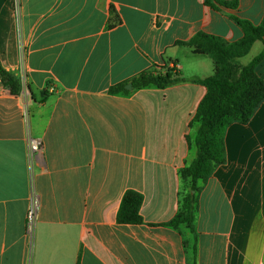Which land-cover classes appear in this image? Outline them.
Returning a JSON list of instances; mask_svg holds the SVG:
<instances>
[{
    "label": "crops",
    "instance_id": "obj_1",
    "mask_svg": "<svg viewBox=\"0 0 264 264\" xmlns=\"http://www.w3.org/2000/svg\"><path fill=\"white\" fill-rule=\"evenodd\" d=\"M223 1L236 6L0 0V62L22 84L13 94L0 75V264H264V105L226 130V162L201 183L193 228L166 225L197 156L192 120L207 88L193 79L216 74L208 55L179 42L199 32L237 42L233 17L264 19V0ZM112 7L121 23L108 29ZM262 49L257 41L241 64ZM165 62L185 81L110 92ZM257 72L264 82V60ZM31 138L44 143L32 168ZM129 190L144 198L140 225L117 221Z\"/></svg>",
    "mask_w": 264,
    "mask_h": 264
},
{
    "label": "trees",
    "instance_id": "obj_2",
    "mask_svg": "<svg viewBox=\"0 0 264 264\" xmlns=\"http://www.w3.org/2000/svg\"><path fill=\"white\" fill-rule=\"evenodd\" d=\"M205 3L214 10L218 8L217 5L236 6L235 2L223 0H205ZM111 13L108 29L115 28L121 23L113 7ZM233 18L244 33L243 38L237 42L229 43L205 32L197 33L189 42H179L192 48L196 53L208 55L216 65V74L205 79H193L195 83L206 86L207 93L192 120V125L196 124L199 127L194 141L197 156L181 171L183 183L181 206L175 217L166 224L174 228L181 225L193 228L196 193L200 191L201 183H207L217 167L226 162V130L232 124L249 123L257 109L264 105V82L257 72L258 65L264 60V49L248 65H242L240 61L250 53L257 41L264 44V19L259 24H254L248 20ZM169 63L165 62L163 66L140 73L128 82H121L111 87L110 92L130 95L131 92L126 89L128 84H132L134 90L151 87L165 89L185 81L181 71L176 66L169 67ZM0 75L4 86L13 94L21 93L22 84L19 77L6 70L1 62ZM188 140L191 143L190 138ZM143 201L144 198L139 192L127 191L117 213L118 223L124 225L144 223L141 215Z\"/></svg>",
    "mask_w": 264,
    "mask_h": 264
},
{
    "label": "built area",
    "instance_id": "obj_3",
    "mask_svg": "<svg viewBox=\"0 0 264 264\" xmlns=\"http://www.w3.org/2000/svg\"><path fill=\"white\" fill-rule=\"evenodd\" d=\"M44 154V143L40 139L31 138L29 140V161L31 168L39 163ZM39 201L35 193L30 198L29 209L27 212V228L32 232L37 221Z\"/></svg>",
    "mask_w": 264,
    "mask_h": 264
},
{
    "label": "water",
    "instance_id": "obj_4",
    "mask_svg": "<svg viewBox=\"0 0 264 264\" xmlns=\"http://www.w3.org/2000/svg\"><path fill=\"white\" fill-rule=\"evenodd\" d=\"M126 89L128 90V91H133V85L132 84H128V85H126ZM194 193V192H193Z\"/></svg>",
    "mask_w": 264,
    "mask_h": 264
},
{
    "label": "rangeland",
    "instance_id": "obj_5",
    "mask_svg": "<svg viewBox=\"0 0 264 264\" xmlns=\"http://www.w3.org/2000/svg\"><path fill=\"white\" fill-rule=\"evenodd\" d=\"M17 3H19V0H17ZM187 193V192H186ZM195 193V192H194Z\"/></svg>",
    "mask_w": 264,
    "mask_h": 264
}]
</instances>
